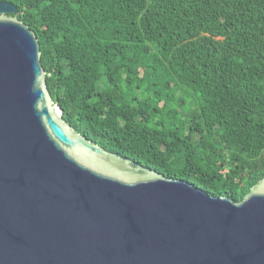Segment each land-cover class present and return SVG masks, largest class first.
<instances>
[{"label":"trees","instance_id":"obj_1","mask_svg":"<svg viewBox=\"0 0 264 264\" xmlns=\"http://www.w3.org/2000/svg\"><path fill=\"white\" fill-rule=\"evenodd\" d=\"M0 1L83 136L235 203L264 179V0Z\"/></svg>","mask_w":264,"mask_h":264},{"label":"water","instance_id":"obj_2","mask_svg":"<svg viewBox=\"0 0 264 264\" xmlns=\"http://www.w3.org/2000/svg\"><path fill=\"white\" fill-rule=\"evenodd\" d=\"M17 11L0 1V264H264V179L235 203L83 136Z\"/></svg>","mask_w":264,"mask_h":264}]
</instances>
